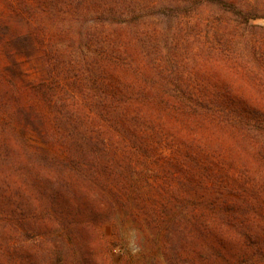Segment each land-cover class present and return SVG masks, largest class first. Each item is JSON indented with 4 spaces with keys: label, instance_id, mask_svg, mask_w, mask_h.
Instances as JSON below:
<instances>
[{
    "label": "trees",
    "instance_id": "1",
    "mask_svg": "<svg viewBox=\"0 0 264 264\" xmlns=\"http://www.w3.org/2000/svg\"><path fill=\"white\" fill-rule=\"evenodd\" d=\"M138 1L0 0V217L7 213L13 234L10 241L0 238V264H70L68 239L77 215L105 221L114 207L110 187L143 212L157 235L177 208H186L188 234L177 256L187 264H264V192L228 171L226 152L203 135L216 132L264 165V110L256 107L264 104V81L223 44L203 45L197 54L220 71L221 85L198 83L200 93L173 80L177 42L169 48L159 32L124 34L145 4ZM190 1L149 0L144 6L154 19L170 20L189 15L183 8ZM215 2L232 10L238 24L254 19L225 0L197 5ZM65 14L94 18L88 25L74 19L73 31ZM36 50L44 75L29 82L21 58ZM238 75L254 96L232 93ZM25 132L47 147L31 149ZM161 140L173 151L169 158L158 155L170 162L172 175H185L192 165L203 183L219 182L216 207L195 198L199 183L190 176L185 183L177 178L178 184L154 177L156 166H165L151 162ZM144 172L154 184L142 178ZM166 258L173 264L171 255Z\"/></svg>",
    "mask_w": 264,
    "mask_h": 264
},
{
    "label": "rangeland",
    "instance_id": "2",
    "mask_svg": "<svg viewBox=\"0 0 264 264\" xmlns=\"http://www.w3.org/2000/svg\"><path fill=\"white\" fill-rule=\"evenodd\" d=\"M140 1L145 4L137 12V17L133 19L135 22L131 24L130 31H124V34L129 37L138 32L143 36H152L159 32V36L161 34L164 39L168 40L167 46L169 48H175L177 42L179 48L176 52L180 57H177L178 62H175L173 66L175 69L173 80L179 79L196 91L199 88L198 83L200 85L206 83L210 89L214 83L216 86L221 85L220 71H217L216 66L207 61L200 62V56L198 57L197 54L203 45L216 48L219 44H223L221 48L226 50V53L228 51L235 62L240 63L245 70L250 69L258 73L264 81V0H225L237 9L245 13L249 12L250 15L254 16L248 25L238 24L231 12L232 10L227 11V8H221L217 2L197 5L199 0H191L183 8L189 15L179 19L158 18L156 20L152 16L153 12L144 6L148 4L149 0ZM194 2L195 4H193ZM136 3L139 4V1L136 0ZM169 5L174 8L175 4L169 3ZM75 16L66 15V23L73 25V31L76 29L74 19L81 21L79 23L84 22L85 25H88L92 23L94 18V14H87L84 17L75 14ZM128 16V19H132V16L131 18L130 15ZM187 37L189 40L185 42ZM63 40L64 44H67L66 40ZM162 43L165 45V42ZM194 53L197 56H194ZM21 65L26 80L29 82H37L44 75L43 56L39 50L33 51L28 57H22ZM243 78L241 75L237 76L234 85L231 87L232 93L237 92L245 95V97L254 96V90L249 88ZM199 92L202 93L200 88ZM204 92L206 93L207 90L205 89ZM256 107H261L264 110L263 103ZM203 135L209 143L208 145L213 149H221V151L226 152L225 160L228 161V171L237 173L241 177V181L253 180L252 183L257 190L264 192V165L251 159L249 149L237 151L229 139L219 136L216 132H207ZM23 136L33 150L37 149L36 147H47L32 132L27 135L25 132ZM23 136L20 135V137ZM20 141L25 144L23 138H20ZM159 143L156 146L157 154L151 159L153 165H157L159 162L164 164L161 157L169 158L173 154L168 141L161 140ZM51 149L53 153L63 157V152L59 148ZM164 165L163 168L156 166L158 170L154 174L155 178L160 177L163 181L178 184L177 178L184 181L186 177L189 178L190 176L193 181L199 183V188H194L197 189L195 192L198 194L194 195L195 198L203 196L208 207H216L222 201L223 189L219 188V182L213 180L203 183L199 175H195V167L191 164V171L185 175H181L180 172L172 175L173 167L170 162ZM142 178L148 179L151 184H154L153 178L147 176L145 172L142 174ZM144 187L147 189V186ZM107 194L114 207L113 212L105 221L101 222L99 219L96 220V218L85 214L77 215L78 223H74L75 228L73 226L74 235L68 239L71 251L70 264H170L166 254L169 257L171 255L173 264H187L181 257L177 256V250L183 245L184 236L188 234L189 217H187L186 208H177L173 220L171 219V222L165 225L161 229V233L157 235L156 230L148 226L143 212L133 206L131 201L124 200V195L118 188L111 190L110 187ZM2 207L4 206L0 203V210ZM6 214L5 212L0 217V238L10 241L13 234L7 230L8 218ZM36 227H38L36 229L38 233H41L43 229L41 225ZM53 245L54 240L51 238L48 246L52 247ZM1 250L6 256L10 252L7 247Z\"/></svg>",
    "mask_w": 264,
    "mask_h": 264
}]
</instances>
